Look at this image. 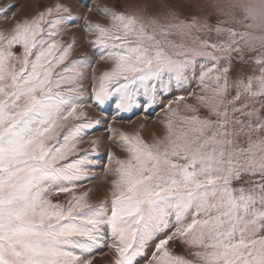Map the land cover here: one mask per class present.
Returning a JSON list of instances; mask_svg holds the SVG:
<instances>
[{
	"label": "snow or ice",
	"instance_id": "obj_1",
	"mask_svg": "<svg viewBox=\"0 0 264 264\" xmlns=\"http://www.w3.org/2000/svg\"><path fill=\"white\" fill-rule=\"evenodd\" d=\"M36 6L0 28V264H93L103 248L111 264H264V0H84L107 23L84 19L94 54L75 58L63 36L84 13ZM86 100L163 111L156 130L107 127L122 154L98 202L77 191L103 139L82 147L103 123Z\"/></svg>",
	"mask_w": 264,
	"mask_h": 264
},
{
	"label": "rangeland",
	"instance_id": "obj_2",
	"mask_svg": "<svg viewBox=\"0 0 264 264\" xmlns=\"http://www.w3.org/2000/svg\"><path fill=\"white\" fill-rule=\"evenodd\" d=\"M57 2L65 4H75L74 15L79 12L84 13V18L77 21L75 25H67L65 29V34L63 36L64 41L71 42L73 37L79 41L78 45L75 47L72 58L77 56L87 54L93 56L94 50L91 45H88L84 38L86 33L83 32L84 19H90L93 21L107 23V19L102 16L98 11H89L87 7L84 6V0H40L41 5H52ZM93 3H105L109 6H113V0H92ZM9 4H14L15 7L11 8L7 13L0 14V28H10L15 21H19L25 17L33 16L38 10L36 6V0H0V8L6 7ZM131 10V9H129ZM13 14H15L13 16ZM5 16L7 18H5ZM109 66L108 62H99L96 67L98 71H102ZM190 90H197L195 83H193ZM182 92L179 89H175L172 95H165L164 102L173 99L175 96L181 95ZM187 95V92H183ZM189 102H192L189 98ZM85 111L88 113L89 118H99L103 121L102 125L98 127L95 131L90 133V135L85 139L82 147H89V141L95 137H102L100 145V156L98 157L100 161V166L95 169V172L99 176L98 179H93L92 181L84 182L83 187L78 189V192L87 191L88 189H95V191L90 193L89 199L93 202H98L105 197H109V181L112 179L110 174L103 171L104 166L107 164V153L109 151L116 152L118 155L122 154L120 147L114 142L113 139H108V133L106 131L107 127L111 124L116 128H120L123 131H133L140 127L142 124H147L149 130H156L160 128L159 120L163 117V111L160 106H153L151 111H148L146 105H137L131 111L116 114L114 104L105 105L103 107H97L96 104L90 100L84 101ZM113 116L116 118L113 119ZM68 198L67 194H63L59 197L54 196L53 200H59L61 203L65 202ZM177 252H183V246L177 245L175 248ZM113 258V253L107 248L101 249V254L95 256L93 264H111ZM143 264V261H141Z\"/></svg>",
	"mask_w": 264,
	"mask_h": 264
}]
</instances>
